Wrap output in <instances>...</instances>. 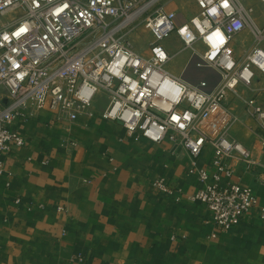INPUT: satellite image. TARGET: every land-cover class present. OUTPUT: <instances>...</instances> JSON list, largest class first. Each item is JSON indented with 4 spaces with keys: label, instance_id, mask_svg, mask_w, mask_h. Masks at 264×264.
I'll return each mask as SVG.
<instances>
[{
    "label": "built area",
    "instance_id": "1",
    "mask_svg": "<svg viewBox=\"0 0 264 264\" xmlns=\"http://www.w3.org/2000/svg\"><path fill=\"white\" fill-rule=\"evenodd\" d=\"M174 1L0 0V175L3 156L25 147L12 130L19 118L48 113L54 123L73 124L94 117L93 105L105 94L101 117L122 125L130 137L169 140L186 150L191 173L204 185L192 199L209 208L219 231L238 227L257 199L248 188L222 185V175H235L229 161L246 172L255 162L229 135L239 120L227 104L239 88L252 91L264 77V55L258 54L264 53V27L247 0H227L228 7L224 0H193L197 11L184 20L167 9ZM141 30L152 38L145 54L134 42ZM217 30L226 43L209 39ZM245 31L252 45L236 56L231 45ZM174 36L198 71L219 78L216 85L208 77L193 84L167 70L172 57L165 43ZM244 105L264 130L263 106L254 98ZM208 146L216 152L213 177L197 167ZM158 187L173 194L163 181Z\"/></svg>",
    "mask_w": 264,
    "mask_h": 264
},
{
    "label": "crops",
    "instance_id": "2",
    "mask_svg": "<svg viewBox=\"0 0 264 264\" xmlns=\"http://www.w3.org/2000/svg\"><path fill=\"white\" fill-rule=\"evenodd\" d=\"M243 35L231 45L236 56ZM245 38L247 52L252 38ZM165 46L171 61L185 52L175 36ZM190 61L189 55L181 69L168 71L193 84L208 77ZM233 103L227 107L240 120L229 135L255 164L246 172L227 162L235 175H222V185L250 189L257 207L227 233L192 199L204 185L191 173L189 153L169 140L130 137L103 119L105 94L93 105L94 117L73 124L54 123L48 113L19 118L12 130L26 144L3 156L0 175V264H264V130ZM215 160L208 146L197 167L213 177ZM161 181L173 194L158 187Z\"/></svg>",
    "mask_w": 264,
    "mask_h": 264
},
{
    "label": "rangeland",
    "instance_id": "3",
    "mask_svg": "<svg viewBox=\"0 0 264 264\" xmlns=\"http://www.w3.org/2000/svg\"><path fill=\"white\" fill-rule=\"evenodd\" d=\"M247 4L255 7L256 23L258 24L259 27H264V6L261 5L257 0H250V1L247 0ZM167 9L172 11V12H176L179 15V18L181 20L190 18L197 11L196 4L194 3L193 0H175L172 4H170L167 7ZM257 12H258V15H257ZM248 34H250L249 31H245L244 35L242 36L243 37L242 40L238 39V41L235 42L234 46H238V49L240 48V51H237L238 55H240V56L243 55V53L245 52V50L247 48L246 44L248 42H247V39L245 37L248 36ZM151 39L152 38H151L149 33L145 32L144 30H141L140 34H138L136 37H134V42L136 44L137 50L139 52L145 54L147 52L148 44L151 42ZM252 42H253V40H252ZM263 46H264V43H263ZM178 50H179V47H178ZM189 55L191 58V54L189 53V51L179 53L176 56V58L173 61H170V63L167 65V70H168V67L169 68L173 67L174 69H177V70L181 69L182 66L184 65L185 58ZM203 72L209 73L208 78L210 79L211 85H216L219 82V78L216 75H214L210 72H207V71H203ZM175 75L177 76L178 74H175ZM261 84H263V85L261 86ZM239 92H240L239 94H241V97L238 95H233V94L230 95V97L235 96L234 98L229 97L231 102L234 101V103H233L234 106H231V104H230L231 108L232 109L235 108L239 113H243V114L245 113L246 115H248L249 118L254 120L251 116H249V114L246 110V107L244 105V101L249 100L251 98H254V99L258 100V102L264 108V104L260 98L261 94H264V77L261 78V80L259 82L255 83L254 90L251 91V90H247V89L242 88L241 91H239ZM228 102H229V100H228ZM229 110L231 113H233L238 118V120H240L238 115L235 112H233V110H231V109H229Z\"/></svg>",
    "mask_w": 264,
    "mask_h": 264
},
{
    "label": "clouds",
    "instance_id": "4",
    "mask_svg": "<svg viewBox=\"0 0 264 264\" xmlns=\"http://www.w3.org/2000/svg\"><path fill=\"white\" fill-rule=\"evenodd\" d=\"M223 6L224 7H228L227 0H224ZM211 11H212V13H215L217 10H216V8H212ZM209 39H214L215 41H217L220 44L226 43V37H224L219 30L215 31V33L213 34V36H210ZM258 54L259 55H264V53H258ZM259 66L261 68H264V64H261Z\"/></svg>",
    "mask_w": 264,
    "mask_h": 264
},
{
    "label": "snow or ice",
    "instance_id": "5",
    "mask_svg": "<svg viewBox=\"0 0 264 264\" xmlns=\"http://www.w3.org/2000/svg\"><path fill=\"white\" fill-rule=\"evenodd\" d=\"M21 31H23V29H21ZM173 119L175 120V119H176V117H173Z\"/></svg>",
    "mask_w": 264,
    "mask_h": 264
}]
</instances>
